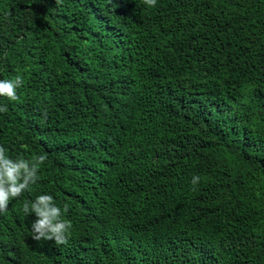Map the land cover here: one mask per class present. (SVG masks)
<instances>
[{
  "label": "trees",
  "instance_id": "1",
  "mask_svg": "<svg viewBox=\"0 0 264 264\" xmlns=\"http://www.w3.org/2000/svg\"><path fill=\"white\" fill-rule=\"evenodd\" d=\"M17 75L0 146L47 160L0 264H264V0H0ZM43 194L67 245L32 238Z\"/></svg>",
  "mask_w": 264,
  "mask_h": 264
},
{
  "label": "clouds",
  "instance_id": "2",
  "mask_svg": "<svg viewBox=\"0 0 264 264\" xmlns=\"http://www.w3.org/2000/svg\"><path fill=\"white\" fill-rule=\"evenodd\" d=\"M149 7L154 8L157 0H143ZM5 53V58H6ZM23 85V79L17 75L14 79H0V97L11 101L19 99L17 89ZM7 106H0V112H6ZM46 117V114H45ZM47 160V155L34 156L29 159H12L7 154L5 147L0 146V213L8 210L9 202L19 198L25 190L30 189L38 180L40 166ZM200 181L198 175L193 176L192 185L195 187ZM70 205L65 203L63 208L58 206L54 197L43 194L34 201L23 204L26 215L35 214L31 224L32 238L36 241H54L57 245H67L70 238L72 223L64 219V214L69 211Z\"/></svg>",
  "mask_w": 264,
  "mask_h": 264
}]
</instances>
